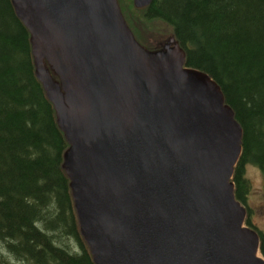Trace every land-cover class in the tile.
<instances>
[{
	"label": "water",
	"instance_id": "95a60500",
	"mask_svg": "<svg viewBox=\"0 0 264 264\" xmlns=\"http://www.w3.org/2000/svg\"><path fill=\"white\" fill-rule=\"evenodd\" d=\"M11 1L68 143L62 167L93 262L264 264L232 181L242 128L174 36L146 49L118 0Z\"/></svg>",
	"mask_w": 264,
	"mask_h": 264
},
{
	"label": "trees",
	"instance_id": "16d2710c",
	"mask_svg": "<svg viewBox=\"0 0 264 264\" xmlns=\"http://www.w3.org/2000/svg\"><path fill=\"white\" fill-rule=\"evenodd\" d=\"M142 12L171 28L185 65L217 82L233 109L242 128L234 193L264 257V229L252 222L246 175L248 165L260 170L264 196V0H152ZM123 14L140 45L160 49L142 43ZM67 147L35 73L30 33L12 1L0 0V264H94L62 167Z\"/></svg>",
	"mask_w": 264,
	"mask_h": 264
},
{
	"label": "rangeland",
	"instance_id": "374dc122",
	"mask_svg": "<svg viewBox=\"0 0 264 264\" xmlns=\"http://www.w3.org/2000/svg\"><path fill=\"white\" fill-rule=\"evenodd\" d=\"M118 3L122 13H126L131 16L133 29L137 31L139 40L142 43L159 47L160 43H166L169 37H171V28L167 24L163 23L161 20H146L143 17L142 8L135 7L133 0H118ZM246 175L252 184V189L248 197V205L253 211L252 222H254L258 228L264 229L262 174L258 168L248 165L246 168ZM60 239L61 242L71 246L70 240L65 238Z\"/></svg>",
	"mask_w": 264,
	"mask_h": 264
},
{
	"label": "bare ground",
	"instance_id": "6f19581e",
	"mask_svg": "<svg viewBox=\"0 0 264 264\" xmlns=\"http://www.w3.org/2000/svg\"><path fill=\"white\" fill-rule=\"evenodd\" d=\"M158 62H160V60L158 61ZM93 92H94V90H93ZM179 197H180V195H179ZM179 197H178V200H179ZM210 232V231H209ZM209 234V233H208Z\"/></svg>",
	"mask_w": 264,
	"mask_h": 264
}]
</instances>
